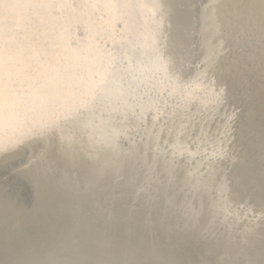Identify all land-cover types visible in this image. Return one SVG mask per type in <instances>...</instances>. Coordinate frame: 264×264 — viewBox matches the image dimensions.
<instances>
[{
    "label": "rangeland",
    "instance_id": "obj_1",
    "mask_svg": "<svg viewBox=\"0 0 264 264\" xmlns=\"http://www.w3.org/2000/svg\"><path fill=\"white\" fill-rule=\"evenodd\" d=\"M86 7L87 0H0V47L7 38L22 41L39 60L46 52L62 57L60 46L76 52L86 43ZM148 11L149 23L161 25L153 38L110 48L99 40L113 67L98 79L84 78L83 87L62 95L29 97L19 85L0 92V201L24 200L27 181L42 191L30 205L38 214L26 221L17 220L23 210L17 219L0 213V264H90L84 256L119 264L50 241L57 229L49 224L61 222L52 207L91 203L111 215L106 228L117 224L100 233L116 231L122 257L136 264H264V0H149ZM5 50L2 61L13 60ZM39 71L20 66L12 75L34 80ZM142 86L145 96L135 92ZM18 95L27 105L4 111V98ZM135 103L142 121L129 111ZM57 115L81 130L63 133ZM23 117L48 123L23 125ZM113 120L120 126L110 135L102 127ZM97 129L102 149L93 148ZM116 164L139 173L126 180L122 201L117 187L102 189ZM190 194L204 212L189 211ZM6 204L0 210L8 213L17 206Z\"/></svg>",
    "mask_w": 264,
    "mask_h": 264
},
{
    "label": "bare ground",
    "instance_id": "obj_2",
    "mask_svg": "<svg viewBox=\"0 0 264 264\" xmlns=\"http://www.w3.org/2000/svg\"><path fill=\"white\" fill-rule=\"evenodd\" d=\"M153 1H155V0H153ZM159 2H157V4ZM43 4H44V2H43ZM157 4H155V2H154V5H156V7H157ZM150 7H153V6H150ZM159 7H161V6H159ZM159 7H158V9H159ZM63 8H65V7L63 6ZM78 8H79V6H78ZM148 8H149V0H87V7H86L87 12L83 16L80 17V21L85 27V31H83V32H85V40L86 41L84 40V42H86V43L84 44V46L80 47L79 49L77 47L78 50L76 52L72 51L71 49H66L67 47L65 48L64 46H60V50L63 53L62 57L60 55L53 54V52H51V53L46 52V54L43 55V57L41 55V57H42L41 60L35 59V57H36L35 54L34 55H33V53L29 54L28 52H30V51H28V49L23 47V45H25V43L23 44L22 41L16 43V41H18V40H16L14 42V40L12 41L11 38H9V39L7 38V40H5L3 42V44H5V47H3V46L0 47L1 48L0 50L6 49L5 52L12 54L13 56H15V58H12L13 60H10V61H2L3 57H5V55L3 53L0 54V67L3 69V70L0 69V92L9 91V90H11V88L14 89L15 85H19L21 87V89H24L26 91L25 95L29 96V97L37 96V95L46 96V95H52V94L62 95V94L69 93L74 88L83 87V79L84 78L98 79L102 73L108 72L113 67L112 66V63H113L112 60L113 59L111 60L110 58L105 56L104 53L100 54V52L102 51L101 45L103 44V43L100 44V41H99L100 39L107 41V46L110 48L113 45H119L123 42H131V41H133V39L135 37H142L145 39H151L158 32V30L161 28V25H155V24L153 25V24L149 23L150 21H148L149 19H147L149 16H147V15L150 11H148ZM152 11H153V8H152ZM53 12H55V11H53ZM159 12H160V9H159ZM159 12L158 11L155 12L156 13V15H155L156 19H157V15H158L157 13H159ZM153 13H154V11H153ZM150 18H152V17H150ZM48 19H50V17ZM72 19H74V18L72 17ZM150 20H152V19H150ZM38 21L40 22V20H38ZM52 25L54 26V24H52ZM69 29H70V27H69ZM81 31H82V29H81ZM77 34L79 35L80 33H77ZM7 37H8V35H7ZM57 40H58V38H57ZM36 41H38V40H36ZM47 41H49V40H47ZM24 42H26V41H24ZM27 42H29V40ZM27 42H26V44H28ZM81 43H83V42H81ZM8 44L9 45L12 44L15 48L10 47V49L8 50L6 48V46ZM73 45H75V44H73ZM39 47H40V45H39ZM54 47L56 49V46H54ZM45 48H46V46H45ZM52 48H53V46H52ZM33 49H34V47H33ZM42 49H43V47H42ZM58 49H59V47H58ZM34 53H35V51H34ZM37 56H39V55H37ZM23 57H28L27 61H29V62L26 63L25 65H23V63H21L20 60H18L19 58H23ZM120 57H122V56H120ZM16 58H18V59H16ZM49 58H53L57 62H55L53 60L51 62L52 63L51 64V63H49L50 62ZM58 61H61L63 63V65L61 66V64H57V63H61ZM33 64H35V66H33ZM20 66H23L25 68H29L31 70L39 71V70L43 69L45 71L44 72H42V71L36 72L35 77H33L34 80H32V79L29 80L30 79L29 78L27 80L21 81V80H19L18 77L12 75V70L17 69ZM60 68H65V69H67V71L62 72L60 70ZM50 75L55 76L53 81H50V79H51ZM135 92L138 95L142 94L145 96L150 91L148 90V88L142 86V89H137ZM71 97L72 96H70L69 98H71ZM4 100L6 103V104H4L5 109H6V110L4 109V111L10 110L15 105H20V104L21 105H27L26 100L23 98V96H20V95H18L17 97H10L8 99L4 98ZM134 106H135V108H129V111L131 112V114H132V111L134 113H138V118L140 119V113L138 112L139 110L137 109L136 103L134 104ZM151 107H153V106H151ZM155 107H156V104H155ZM25 114H27V113H25ZM58 119H60L59 116H58ZM65 119L73 121L68 117H65ZM65 119H62V118L60 119V122L66 123V127H65L66 130L65 131L63 130V133L66 134L67 132L70 131L69 134L71 135L72 131L74 132L77 129L81 130V128H79L76 125H73V123L70 124L69 123L70 121L68 122ZM140 120L142 121L143 119H140ZM42 121H45V120H41L39 122H37V121L31 122L30 120L25 119V117L20 119V123H22L23 125H25V124L29 125L30 124V125H36V127L38 126V124L40 125L42 123ZM45 122L48 123V121H45ZM119 126H120V124L117 123L116 120H113L112 122H109L107 125H104L102 127V129L103 128L105 129L106 127H108L107 133L110 135H115L116 130L118 129ZM67 129H68V131H67ZM102 129H97L96 133H100V132H98L100 130L102 133ZM63 133H61V135ZM96 133L93 135V137L95 138L93 143H95L96 146L93 147L91 145V147H93V148L98 147L99 149H102L101 146L102 145H103V147L106 146V143L104 142V139L101 136V133H100V136H95ZM142 160H145V155L142 157ZM115 166H116L115 173H113L111 176L108 177L107 180H105V183H104L102 189L108 191L111 188L114 189L112 186L117 187L118 189L113 191V192L116 194L120 193L117 198L120 201H122L123 200L122 196L127 194L129 191L127 186L124 185L126 180L136 176L139 173H133L131 168H126L121 164H116ZM27 183L30 186V189L28 186H27L28 187L27 190L24 189V186L21 188L22 189L21 191L23 192V195H24V200L21 198L19 199L13 195L12 196L7 195L6 196L7 201H4V202L0 201V209L2 207V204L15 203L17 206L21 207L20 210H18L19 207H17V206L13 210H11L9 213L6 210H0L1 211L0 213H2L1 216H4V217L5 216H8V217L12 216V217L17 219L18 216L22 215L21 212L23 210V215H25V216H23V219H17L18 221L20 220V222H22L23 220L26 221V219L28 218L27 215L32 214V216H34V215L38 214L37 212H35L31 209L30 205L32 202H36V197L40 196L39 193H41L42 191L41 190L36 191V189H37L36 186L34 187L32 185L33 183H31L30 181H27L26 184ZM221 184H222V182H220V188H218V191H217L218 193L223 191V189H222L223 184L222 185ZM2 195L3 194L0 193V197ZM105 196L108 197L107 194H105ZM140 196H141L140 198H142V197H144L145 199L148 198V196L146 194L140 195ZM185 197H186V195H184V198ZM186 198H187V200L184 201V203H186L188 205L189 211H193V212L199 211L200 213L204 212L203 209L198 205V201H197L196 197L192 198V195L190 194ZM2 199L6 200V198H4V197ZM125 199H126V196H125ZM152 199H153V197H152ZM192 200H194L193 203H192ZM28 202H29V206H28V208H26L27 207L26 204H28ZM8 204H6V205H8ZM92 204L93 203H91L89 208L87 207L84 209H77V210L76 209H68L65 211H64V208L61 206L52 207V209H50V212H52L54 209L57 210V212L55 214L59 215L58 220L61 222H59L60 224L57 222H55V223L51 222L49 224V226H48V227H50L49 230L51 228L57 229V231H54L53 233L51 232V240L50 241H53L56 239L58 242H60V245L61 244L63 246L70 245L73 248L75 246V247L79 248L81 251H84V253L86 255H88V254H91V256L97 255V257L100 259H103V258L110 255V256H115L117 261L119 262V264H136V263H134L132 258L129 260H126L125 258L122 257L123 252L121 250L124 248V243L122 242V240H120V241L119 240L118 241L112 240L114 235H118L116 233V231L115 232L113 231V233L109 236V238L108 237L104 238L105 234L100 233L104 229H108V228L113 229V230H118L116 227L117 224L110 222L112 224V226L106 228L105 226H106V222H107V216L111 217V215L100 212L99 210H101V209L104 210L103 207H101V208L99 207L98 208L99 210L95 211L96 209L94 210V208L92 207ZM162 205H164V204L162 203ZM175 206L178 208L184 209V205H178V203H177ZM165 209H166V207L160 208V210L162 212H165L164 211ZM203 216H205V215H203ZM142 218H143V215H142ZM205 219H207V218H205ZM138 220H142L141 217ZM190 220H191V218H190ZM50 221H51V219H50ZM163 221H164V218L159 217V218H157L155 224L161 225V223ZM138 222H141V221H138ZM159 225H154V226H156V228H158ZM164 230L168 231L167 228H165ZM164 230H162L160 232V234H165L166 232ZM177 235H179V234H177ZM161 241L163 242L164 240H161ZM146 243H148V242H146ZM177 245H179V244H177ZM125 252H127V251H125ZM147 253H149V252H147ZM84 257L85 258H83V260L85 262H88L90 264H100V262H98L99 259L96 260L90 256H84ZM151 260H152V258H151ZM56 263H58V262H56ZM39 264H50V263H44L43 262V263H39ZM161 264H164V263L162 262ZM189 264H192V263L189 262Z\"/></svg>",
    "mask_w": 264,
    "mask_h": 264
},
{
    "label": "water",
    "instance_id": "obj_3",
    "mask_svg": "<svg viewBox=\"0 0 264 264\" xmlns=\"http://www.w3.org/2000/svg\"><path fill=\"white\" fill-rule=\"evenodd\" d=\"M180 72V71H179ZM180 75H181V72H180ZM182 77V76H181ZM88 163V162H87ZM88 165H90V164H88Z\"/></svg>",
    "mask_w": 264,
    "mask_h": 264
}]
</instances>
